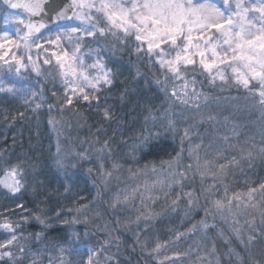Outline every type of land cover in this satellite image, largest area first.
Wrapping results in <instances>:
<instances>
[{
  "label": "snow or ice",
  "instance_id": "1",
  "mask_svg": "<svg viewBox=\"0 0 264 264\" xmlns=\"http://www.w3.org/2000/svg\"><path fill=\"white\" fill-rule=\"evenodd\" d=\"M42 2L43 0H24L23 3L5 0V3L11 8H23L33 15L39 13ZM73 5L79 8L95 9L96 12L101 14L102 20L106 23L104 26L98 27L101 24V19L87 15L78 16V19L85 22V27L83 29L72 28L71 32L82 31L84 36L93 38L97 35L100 37L111 35L125 45L128 38L133 37L137 42L135 52L138 55L143 53L148 56L150 63L154 62L162 69L164 79L156 82L157 84H163L162 90L171 100L178 102L180 105L191 107L196 111H200L202 106H209L213 100H218V98L206 95L198 89L195 74L191 78L188 77L189 68L195 73V69L198 67L202 74H206L212 84L219 80L223 86L231 81L234 85L242 87L249 93L246 99L249 100L250 106L258 108L264 113V0H222V6L218 5L215 0H99L98 5L96 0H91L87 4L83 3L82 0H73ZM71 7L72 5H69V8ZM56 18H68L67 10L58 12ZM11 20H19V18L5 17V23ZM19 22L23 23L22 20H19ZM31 27L29 25L30 29ZM5 36H7V33H5ZM98 52L99 49L96 50V53H87L90 56L96 54V59L91 64L86 63L83 56L79 54L80 38H78L71 54L64 53L66 60L60 65L61 68L66 69L61 73L62 84L65 88L64 104L71 106L74 99H82L89 104L96 101L99 107L100 94L105 89L111 90L115 77L119 74V69L107 67L105 61L99 57ZM47 62L45 61V63ZM139 75L138 71L137 76ZM88 89L91 91H87ZM0 92L12 94L25 92L31 93L33 98L37 96V93L27 88V86L18 88L15 83L0 82ZM126 95V92L121 94L119 99L124 100ZM40 98L43 99L42 96ZM40 106L39 103L36 104V108ZM51 107L49 106L50 110ZM102 117L104 121H113L114 114L111 106L103 108ZM152 119L154 120L155 117H152ZM207 119L211 121L215 117L209 115ZM49 123L55 124V121L50 119ZM167 123L170 129L175 130L173 120L169 119ZM192 131V127L185 128L182 141L184 138H188ZM114 137L115 133H113V137L105 139L100 148L93 150L97 162L96 171L106 188L113 178L119 179V176L113 177V173L121 171L123 167L113 159L114 149L112 144L115 142ZM223 139L227 140L228 137ZM99 142V139H97V143ZM131 147L135 150L148 148L149 137H143L139 143L133 144ZM201 147L202 144H196L190 147L188 151L189 158L195 162V171L200 174L202 180L210 178L216 181V175L211 173L213 166L218 171L224 172L229 167H240L242 161L251 162L255 158L253 152L249 151L246 156L241 155L239 159L236 156L228 159L223 155L222 149L217 148L215 150L217 154L215 165L208 159H205L202 165L199 155ZM183 151V148H181L175 158L167 162H161L162 166L165 163L167 164V182L159 178L160 173L155 165L144 166L145 169L151 168V172L157 177L151 184L145 182L142 186L144 192H150L157 186L161 189L167 188L168 191L164 192V196L167 198L171 192L175 191L174 183L183 189V181L187 179V173L193 170L192 163L181 166L180 161ZM258 154L264 157V148H261ZM76 155L79 160L86 161L92 158L93 152L85 150V152ZM133 155H135V152ZM219 160H225L226 163H219ZM107 161H112L110 168L106 167ZM55 162L58 168L61 169H66L69 166L76 167L71 161H66L60 157L59 146L57 147ZM88 171L91 173L92 169L90 168ZM127 171L135 177L141 170L128 168ZM26 183L25 170L19 164L8 166L3 171V175L0 176V187L6 190V195L11 197L22 195ZM122 193L123 199H121ZM228 193V187L224 186L221 195L218 185L213 183L209 188L199 193L195 190L183 192V196L187 198L189 206H198L199 196L203 195L206 203L212 206L211 209H205V215L207 216L214 211L223 217L225 212L231 214L233 207L257 209V203L254 201H257L258 197H264V182H261L258 186H249L246 193L233 192L231 196ZM138 195L143 202L144 197L140 185L131 188V190H118L112 196L110 207L114 211L118 207H127L128 203L134 201ZM211 197L216 198L212 199ZM148 198L153 199L151 196ZM179 199L178 196L177 200L172 201V204L176 205ZM16 207L21 211L25 210L23 203L17 202ZM86 210V206H81L77 209V212L82 213ZM261 216L264 217V210H261ZM142 217L145 222L151 218L142 213L141 216L136 218L137 225H139ZM3 219L4 222L0 223V229L7 236L0 241V261H6L7 264H20L25 258L32 257L30 264H39L41 259L39 251L33 252L31 247L21 243L26 238L23 234H18L20 225L9 221L7 217ZM22 219L25 222L27 221V217H22ZM35 219L45 228L51 226V221L41 219L39 216H36ZM76 222L74 219L71 223ZM65 223L69 222L66 221ZM115 223L117 226L120 225L119 218L115 220ZM245 225L247 226L246 233L243 231ZM196 227L208 230L215 227V225H209L206 221H201L199 225L193 226V228ZM148 230L144 228L133 232L135 237L133 251L136 247H140L141 250L147 247L149 241L146 238L142 240L140 231L147 232ZM115 232L116 229L114 228L109 230L108 236L110 239L108 241H105L97 249H89L90 255L86 264H101V257H103L106 264H110L112 261L119 264L115 257L120 251V238L114 235ZM232 232L246 250L250 249L259 237L264 236V231L258 230L254 221H245V224L241 225L239 219H236L235 216L232 220ZM32 236L35 240L42 242L43 233H34ZM182 236V233H178L177 239ZM73 237L78 239V234L73 233ZM113 241H115L116 253L111 252ZM67 243V241L64 242V244ZM160 247L161 245L157 243L153 251H158ZM57 248L62 256L66 250L64 245H51L52 250ZM208 254L216 255L214 244ZM227 255L229 258L235 256L238 260L240 259L239 253L231 248ZM48 259L49 264H52L53 258L49 257ZM61 264H63L62 260ZM208 264H211V262L208 261Z\"/></svg>",
  "mask_w": 264,
  "mask_h": 264
},
{
  "label": "trees",
  "instance_id": "2",
  "mask_svg": "<svg viewBox=\"0 0 264 264\" xmlns=\"http://www.w3.org/2000/svg\"><path fill=\"white\" fill-rule=\"evenodd\" d=\"M129 42L126 45L123 43L120 50L119 44L111 45L112 59L120 57V60L107 64L110 68L119 69V74L111 90L105 89L100 94L99 107L96 101L89 104L82 99H74L71 106L64 104V91L57 87L58 77L54 73L45 76L42 89H34L37 96L31 100L0 92V176L8 166L19 164L25 170L27 180L22 195L17 197L6 195V190L0 187V223L7 217L20 225L18 234L26 237V245L33 252L39 251V264H49V257L53 258L54 264V258L60 253L58 248L51 249L54 244H63L66 249L64 253L70 254V257L74 255L81 260L84 257L80 253L89 257V249H97L108 241V231L113 228L116 229L114 235L120 238V251L115 257L119 264H157L155 255L147 250L153 248V243L160 240V243H167L166 248L164 246L162 249L177 251L181 247L184 249L186 242L190 241L191 237L177 239L164 232L167 218L159 217L153 225L158 230L156 236L148 240L152 243L146 249L136 247L133 251L135 237L132 231H125L123 224L116 225L117 209L114 211L110 207L114 190L124 177L126 168L159 165L177 154L180 146L177 135L179 137V129L185 124L183 112L188 108L165 94L163 84L156 82L164 79L162 69L154 62L150 63L149 57L143 53L138 55L136 46ZM193 74L198 81V89L218 100L235 102L240 93L246 92L239 86L210 83L198 67L195 73L189 68L188 77L191 78ZM125 92L126 98L120 100L119 97ZM218 100H213L210 105L213 106ZM37 103L41 105L39 108H36ZM49 106H52L51 110ZM105 106L113 109L114 119L111 122L104 121L102 117ZM223 111L218 116H225L234 110L227 107ZM175 116L181 117L182 121H174L175 130H172L167 122ZM50 119L55 124H50ZM101 129L103 131H99ZM113 133V159L123 167L121 171L113 173V177L119 176V179L113 178L106 188L96 171L93 150L100 148L105 139L113 137ZM145 136L149 137L148 148L135 150L131 147ZM58 146L60 157L71 161L75 168H58L55 162ZM85 150L93 152V156L81 161L76 154ZM111 162L107 161L106 167L110 168ZM90 168L91 173L88 171ZM130 178L120 186H127ZM17 202L25 205L24 211L16 207ZM81 206H86L87 210L77 212ZM36 216L51 221V226L45 228L35 219ZM22 217H27V221ZM74 219L77 222L71 223ZM172 220L175 227L180 225L176 222L181 223L179 216ZM130 228L137 231L140 227L132 225ZM34 233H43L42 242L33 238ZM73 233L78 234V239L73 237ZM6 235L0 229V241ZM65 241L68 243L64 244ZM262 243L260 240L256 245ZM116 251L113 241L111 252ZM31 259L25 258L20 264H30ZM0 264L7 262L0 261ZM110 264H115V261Z\"/></svg>",
  "mask_w": 264,
  "mask_h": 264
},
{
  "label": "rangeland",
  "instance_id": "3",
  "mask_svg": "<svg viewBox=\"0 0 264 264\" xmlns=\"http://www.w3.org/2000/svg\"><path fill=\"white\" fill-rule=\"evenodd\" d=\"M82 2L87 4L91 0H82ZM215 2L222 6V0H215ZM96 3L98 5L99 0H96ZM83 15L101 19V24L98 27L104 26L106 23L102 20L101 14L96 12L95 9L76 7V12L71 20L52 26L38 35L31 36L25 29V16L5 7L0 1V45H2L0 47V57H2L0 59V82L15 83L18 88L27 86L34 92V89H42V82L47 76H51L54 73L53 75L58 77L57 87L65 92L61 73L66 69L61 68L60 65L66 60L64 53L71 54L78 38H80L79 54L83 56L86 63L91 64L96 59V54L90 56L87 53H96L98 49V55L105 61L107 67H109L107 62L119 61L120 57L112 59L110 48L112 47L111 45L114 46L117 43L120 50L123 44L122 41L111 35L106 37L97 35L93 38L84 36L82 31L71 32L72 28L83 29L85 27V22L77 18ZM6 16L18 17L23 23H20L19 20H11L5 23ZM5 33H7V36H5ZM128 41H131L129 42L130 45L136 46L137 42H135L133 37H129ZM45 61L48 62L45 63ZM216 82L220 83L219 80ZM229 85L236 86L231 81L226 84V86ZM87 91L90 92L91 90L88 89ZM247 93V91L243 94L240 93L235 102L230 101L228 103V100H218L213 106H204L200 111L188 107L183 112L185 124L182 125V129H179L181 131L179 137L177 135V140L180 142L178 152H180L181 148L184 150L180 164L181 166L189 163L193 164V170L187 173V179L183 181V189L174 183L175 191L171 192L167 198L164 196V192L168 191L167 188L161 189L157 186L150 192H144L142 186L145 182L147 181L148 184H151L157 178L151 172V168L145 169L144 167L139 168L141 171L135 177L125 170L124 177L121 178L120 183H124L130 176L128 185L121 187L119 183L115 188L114 193L123 189L131 190V188L140 185L144 197L143 202L138 195L134 201L128 203L127 207L117 208L116 215L120 222L122 221L120 224L124 225L125 231H132L133 233L147 228L149 229L147 232L140 231V236L143 239L150 240L156 236L155 234L158 231L153 226L156 224V220L159 217H165L167 218V225L163 229L164 232L175 237H177L178 233H182L186 239L191 237L190 241L186 242L185 248H178L177 251L169 250L170 248L162 249L164 246L166 248L167 243H160V240L158 244L161 247L158 251H153L157 244L153 243V248L151 250L147 248V250L155 255L157 264H208V261L211 264H264V236L259 237L256 241L258 243L261 240L263 241L262 244L257 246L255 243L250 249L246 250L244 245L237 241L232 232L233 216L239 219L241 225H244L245 221H254L255 227L260 231H264V217L261 216V210H264V197H258L257 201H254L257 203V209L233 207L231 214L225 212L224 216L221 217L220 214L214 211L207 216L205 215V209H211L212 206L206 203L203 195L199 196L198 206H189L187 198L183 196V192L195 190L199 193L209 188L213 183L218 185L221 195L223 194L224 186H227L229 189L228 194L231 196L233 192L246 193L249 186H258L261 182H264V157L258 154L260 149L264 148V113L258 108L250 106L249 100L246 99L249 96ZM12 95H17L26 100H31L32 98L31 93L25 92H18ZM227 107L230 110H234L233 113L218 116ZM209 115L214 116L215 119L208 120L207 117ZM169 119L175 122L182 121V118L177 116ZM189 127H192L193 131L188 138H184L182 141L184 129ZM224 137H228V139L224 140ZM196 144H202L199 150L202 165L205 159L212 161L213 165H215L217 161L215 150L217 148L222 149L223 155L228 159H231L232 156H236L239 159L241 155L246 156L249 151L253 152L255 158L251 162L242 161L240 167H229L224 172L218 171L213 166L211 173L216 175V181L210 178L202 180L200 174L195 171V162L189 158L188 150ZM176 155L163 162L172 160ZM219 163H226V161L219 160ZM155 167L160 173L159 178L167 182V164L165 163L162 166L160 163L155 165ZM149 196L153 197V199H149ZM178 196L180 197L178 203L173 205L172 201L177 200ZM211 198L214 199L216 197ZM121 199H123V193ZM142 213L151 218L145 222L142 217L139 225H137L135 222L136 218L141 216ZM175 216H179L181 219V223L176 222L177 225L180 224L178 227L171 223L173 222L172 218ZM162 221L163 218L161 219ZM201 221H206L209 225H215V227L208 230L200 227L193 228L194 225H199ZM132 225L140 228L135 231V228L134 230L130 228ZM243 231L247 232L246 225ZM26 242L27 239L21 241L22 244H26ZM151 243L149 242L148 244ZM213 244L216 249L215 256L208 254ZM230 248L239 253V260L235 256L228 257L227 253ZM80 254L84 257L81 260L74 255L70 257V254L66 255L64 253L61 256L59 253V256L54 258V264H61V260L63 264H86L88 256L83 255V253ZM100 259L101 264H106L103 258Z\"/></svg>",
  "mask_w": 264,
  "mask_h": 264
},
{
  "label": "water",
  "instance_id": "4",
  "mask_svg": "<svg viewBox=\"0 0 264 264\" xmlns=\"http://www.w3.org/2000/svg\"><path fill=\"white\" fill-rule=\"evenodd\" d=\"M0 1L4 4L5 7L17 11L25 16V29L26 32L31 36L38 35L52 26L71 20L76 12V6L73 5L72 0H43V2L41 3V10L36 15H33L23 8H11L8 4L5 3V0ZM13 2L23 3L24 0H13ZM69 5H72V7L69 8ZM63 10H67L68 18L57 19V13ZM29 25L32 26L31 29L29 28ZM41 25H43V27H41Z\"/></svg>",
  "mask_w": 264,
  "mask_h": 264
}]
</instances>
